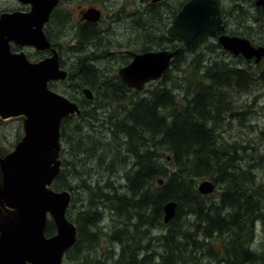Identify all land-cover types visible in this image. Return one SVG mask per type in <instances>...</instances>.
<instances>
[{"label": "trees", "instance_id": "16d2710c", "mask_svg": "<svg viewBox=\"0 0 264 264\" xmlns=\"http://www.w3.org/2000/svg\"><path fill=\"white\" fill-rule=\"evenodd\" d=\"M55 16L53 10L44 29L50 42L56 40L50 33L55 32ZM140 22L143 27L142 18ZM87 35L81 34L82 45L96 41ZM161 36L156 46L165 49ZM145 39L150 40L148 35ZM188 67L193 68L189 73L184 71ZM206 68L202 61L176 55L142 96L121 89L119 77L102 78L86 64L71 81L78 90L95 83L108 88L105 94L99 92L96 106L82 107L81 123L63 118L60 125L66 154L64 149L60 173L50 188L72 194L65 216L76 226V241L65 252L63 264H264L263 253L251 249L255 225L264 232V186L256 182L250 166L244 164L246 170L239 171L241 152L258 153L251 144L225 141L215 119L222 105L206 103L204 95L207 86L226 77L221 86L241 88L246 76L234 68L217 71L212 65L213 74L205 75ZM209 75L212 82L205 79ZM104 103L113 109L109 118L100 119L97 112L103 108L106 114L108 108L100 107ZM94 121H103L110 143L96 137ZM112 142L115 154L110 152ZM66 170L79 177L75 186ZM199 179L210 180L217 195H200ZM168 202L176 204V211L165 225L163 206ZM55 233V224L47 220L45 237Z\"/></svg>", "mask_w": 264, "mask_h": 264}, {"label": "water", "instance_id": "95a60500", "mask_svg": "<svg viewBox=\"0 0 264 264\" xmlns=\"http://www.w3.org/2000/svg\"><path fill=\"white\" fill-rule=\"evenodd\" d=\"M17 1L29 6V10L0 14V116L8 117L7 120L25 119L24 136L0 159V205L5 209L13 208L16 213L15 225L3 230L0 239V264H62L64 253L76 241L75 225L65 216L70 193L67 190L48 191L47 185L59 172V162L54 163V149L59 148L60 122L78 109L48 89L50 81L63 80L67 76L58 67L56 53L40 62L30 63L23 53L10 52L11 43L31 46L37 51L49 49L50 43L42 29L58 0ZM217 16L215 2L192 0L176 16L169 35L183 38L187 43L201 32L214 35L222 29ZM83 18L95 22L99 12L88 10ZM223 41L228 40L221 37L220 42L224 45ZM235 46L238 52L241 46ZM246 46L245 58L254 56L252 54L257 50ZM258 51L259 55H264L263 50ZM177 52L133 54L132 61L118 71V76L128 89L141 91L145 84L163 76ZM83 93L87 99L92 98L89 90H83ZM157 183L160 186L163 180L159 179ZM213 190L214 184L209 181L199 183L197 187L201 195H209ZM175 211L174 202L163 206L164 224L174 218ZM49 219L55 224L56 233L47 238L44 229Z\"/></svg>", "mask_w": 264, "mask_h": 264}, {"label": "flooded vegetation", "instance_id": "af4514ba", "mask_svg": "<svg viewBox=\"0 0 264 264\" xmlns=\"http://www.w3.org/2000/svg\"><path fill=\"white\" fill-rule=\"evenodd\" d=\"M191 1L132 0L129 3L128 0H58L56 9H54L56 13L54 21L55 32H52L56 40L50 42L47 39L50 42V49L37 51L31 46H18L14 43L10 44V49L13 54L23 53L30 63H37L47 59L55 52L59 69L66 72L67 76L64 81H50L48 88L51 92L76 105L80 119L84 116L82 107L96 106V101L100 98L99 92L105 94V90L108 87L95 83L92 87L85 85L78 90L71 86V84L73 85L71 81L73 82L78 73L84 70L85 64L94 69L102 78L107 77L109 80L110 77H119L118 71L132 61L133 54L140 55L147 52H173L178 50L176 55L182 58L185 57L186 60L204 61L201 50L206 49L213 55H217V52H222L223 56L219 58L218 54V57L215 56L211 60L247 61V66L243 67L240 63L236 65L234 63L233 68L247 73L248 66H250V71L248 70V72L260 75L259 80L264 84V55H259L260 52L258 51H264V0H209L216 3L218 9L217 17L220 19L222 29L214 35H210L208 32H201L190 43H187L183 38L170 36L169 30L172 28L179 12ZM88 10L99 12V18L95 22L87 21L83 18ZM150 11L151 15L147 17ZM141 16L143 18L147 17L142 19L143 26L145 21L148 23L152 21L150 23L152 26L150 31H143L140 22ZM159 18L164 21L161 41L166 43L165 49H160L156 46L158 41L156 36L151 38L153 42H151L150 47L147 44L142 46L143 33L144 35L151 31L157 33ZM86 31L87 36L92 37L94 35L96 37V41L87 46L82 45L80 38L81 34L83 32L86 33ZM221 37H225L228 42L223 45L220 42ZM144 40L146 41L145 37ZM230 40L241 41L240 43L244 47L248 44L257 51L253 54L254 56L245 58L240 51L236 52L234 48H226L231 45ZM190 46V49L187 48ZM225 57L229 58V60H225ZM256 65L258 72L253 70ZM217 67L219 68V66ZM154 82L157 81L145 84L141 91L128 89L122 82L123 86L121 85V89L124 90L125 86L127 90H133L142 96V93L150 88L146 86ZM69 87L72 92L78 90L72 98L66 92V88ZM83 90H89L92 98L87 99ZM100 107H108V110L113 109V106H109L108 103L101 104ZM68 118L74 119L72 116ZM71 122L73 121L71 120ZM96 125L99 126L98 124Z\"/></svg>", "mask_w": 264, "mask_h": 264}, {"label": "rangeland", "instance_id": "374dc122", "mask_svg": "<svg viewBox=\"0 0 264 264\" xmlns=\"http://www.w3.org/2000/svg\"><path fill=\"white\" fill-rule=\"evenodd\" d=\"M128 1L129 3L132 2V0H128ZM28 10H29L28 7L21 5L17 0H0V13L11 12V11L27 12ZM162 10H165V9H162ZM150 15H151V11L147 14V17H149ZM147 17H144V18L146 19ZM141 18L144 19L142 16ZM150 23H152V21ZM150 23L146 21L144 22L143 31L144 30L150 31L152 29V26L150 25ZM45 26L46 24H44L43 29H42L44 35H45V32H44ZM163 26H164V21H162V19L159 18L157 33L155 32L153 33L151 31L148 34H146L150 38L149 42L147 40L146 41L144 40V37L146 35H144L143 33V36H142L143 39L141 41L142 46L146 45L147 43L153 42L151 41V38H154V36L158 38L159 35H163V31H164ZM50 33L52 36V30H50ZM201 53L204 58V61H202V63L205 64V66L207 67L206 71L204 72L205 75L206 74L208 75L210 73L213 74L214 69L218 71L220 67L218 68L217 66L219 65L223 66L222 63H225L229 68L225 67V69H222L221 67L220 70H229L233 68L234 63L235 65L237 63H240L241 66L243 67L247 66L248 64L247 61H242L244 62L242 64V62H239L241 60L239 61L211 60V58H215V56L218 57V54H219V58L220 56H223L222 52L220 53L217 52V55H213V53L206 51V49H203L201 50ZM225 60H229V58L225 57ZM211 65L214 66L215 68L214 69L209 68ZM249 67L250 66H248V70H249ZM254 67L255 68L253 70L258 72L257 65ZM192 70L193 68L188 67L184 71L185 72L187 71V73H189ZM248 70H247V73H245L244 71H240V72H243L242 75L246 76V80L243 81L244 85H242L241 88L232 87L230 88V90H227V88L221 86V83H226L225 82L227 80V77H226L218 81L214 86H211V85L207 86L206 89H209V90H206V92H204V95L206 97L205 98L206 103L207 102L212 103V104L221 103L222 105V108L221 107L220 108L223 112L219 113V115L216 116L215 119H216V127L219 129V133L220 135H222V137H224L225 141L229 143L235 142V143H238L240 146L251 144L250 146H252V148L254 146L255 147L254 150H256L257 153L261 156L260 157L256 153L253 154L252 150L246 152L248 154H246L245 156H244V153L241 152L242 157H240L239 160L243 164L241 163V166L239 167V171L242 172V170L244 169L246 170V168H244L245 165L250 166L253 169L252 175L254 174L256 182L261 183L264 186V184L262 183L263 181L262 179H264V175L262 172V167L264 168V88L262 87H264V84L262 83L261 80H259L260 75H257V73L251 74L248 72ZM235 71L239 72V70H235ZM205 79L207 80L210 79L211 81L210 75ZM57 80L64 81L65 79L63 80L57 79ZM154 85H156V82L148 84L146 87L148 88ZM71 86L73 87L72 84ZM257 88L259 89L257 90ZM66 89L65 91L67 92L69 96H71V98L75 96L77 91L72 92L70 90V87ZM142 94H146V93H142ZM228 100L229 102L226 103ZM208 110L209 109H207V111ZM105 111H106V114H102L104 113L103 110H99L97 112V115L102 114L100 116V119L102 116L109 118L108 114L109 112H112V111L108 109ZM71 116L74 117V119H69V120H72L75 125H78L79 123H81V121L79 120L80 115L78 113L75 112L73 114H70L66 118L71 117ZM115 116L118 117L119 119L123 117V115L120 113H117ZM112 118H114V116ZM24 122H25V119L23 117L11 118L9 120L7 119L5 120L0 117V159H3L7 154H9L15 148L17 144V141H16L17 138L21 140V138L24 136V126H23ZM102 122L103 121L95 122L96 124L99 125V126H95L96 130H100L99 132H97L98 134H96V137L98 135V137L101 138L100 140L104 138L106 142L110 143L111 135L108 134V131L107 132L105 131V129L102 126ZM58 131H59V136L57 138V144L59 145V148L54 149V163L59 162V169H60L62 162H63L64 149H65V154H66V147L61 141L60 127L58 128ZM117 136H118V141L120 142L122 137L120 135H117ZM254 141L256 143H254ZM109 145L111 147L110 152L115 154V151H116L115 143L112 142ZM257 156L260 158L257 162L254 163V161L252 160V157L254 158ZM120 158H123V156L121 155V151H120ZM117 163L122 164L120 162H117ZM119 170H116L115 172L117 175H118ZM66 171H67L69 180L71 181L72 185L75 186L76 183H78L79 177L75 175L74 173H72L71 170H66ZM114 176L110 178V181L112 182L113 185H114V182L116 181ZM1 177L2 176L0 173V187H1V181H2ZM204 181L211 182L210 180H207V179H199L196 181V188L198 187L199 183H202ZM121 184H122V181H121ZM47 190L48 191L51 190L50 185H47ZM215 195H217V189L213 190V192L210 193L209 195L203 194L202 196L211 197ZM71 198H72V194L70 193V202H69V205L66 211H68L70 207ZM75 199H77V197H75ZM77 208H78V205L76 204L74 209L76 210ZM7 209H5L2 205H0V239L3 237V230H6V231L9 230L16 223V213L10 209L9 210ZM74 209H71L70 211L73 216L76 215ZM251 249L257 253L261 252L264 255V232L259 223L255 225L254 239L252 240ZM62 264H63V260H62Z\"/></svg>", "mask_w": 264, "mask_h": 264}, {"label": "bare ground", "instance_id": "6f19581e", "mask_svg": "<svg viewBox=\"0 0 264 264\" xmlns=\"http://www.w3.org/2000/svg\"><path fill=\"white\" fill-rule=\"evenodd\" d=\"M4 22V21H3ZM2 22V23H3ZM13 24H15V23H13ZM17 24V23H16ZM18 25V24H17ZM226 42H228V41H223V43H226ZM231 43V45L229 46V47H226V48H234V49H236L237 48V46H235V44H237V45H239V46H241L239 49H238V51H240L245 57H247L246 56V54L244 53L245 51H246V49L248 48L246 45V47H244L239 41H231L230 42ZM235 46V47H234ZM251 53V52H250ZM253 53V52H252ZM253 54H255V52L253 53ZM252 54V55H253ZM147 60V59H146ZM145 60V61H146ZM144 62V61H143ZM149 64L147 63V65L146 66H148ZM151 65V64H150ZM150 67V66H149ZM33 117H34V115H33V113L32 112H30L29 110H27ZM1 117V116H0ZM2 119H8V117H1ZM34 119H35V117H34ZM115 187V186H114ZM6 208H8V209H10V210H13L14 211V209L13 208H10V207H6Z\"/></svg>", "mask_w": 264, "mask_h": 264}]
</instances>
